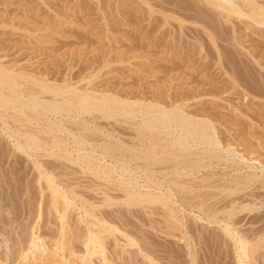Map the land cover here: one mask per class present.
Returning <instances> with one entry per match:
<instances>
[{
  "label": "rangeland",
  "instance_id": "rangeland-1",
  "mask_svg": "<svg viewBox=\"0 0 264 264\" xmlns=\"http://www.w3.org/2000/svg\"><path fill=\"white\" fill-rule=\"evenodd\" d=\"M234 1L251 13L252 4ZM253 1L264 9V0ZM257 17L262 24L220 14L203 0H0V60L22 75L16 77L17 94L36 78L79 92L108 89L138 101L131 105L134 114L112 117L93 109L72 117L46 111L44 116L64 125L55 131L32 118L29 106L21 109L31 121L16 111L0 116V264H90L81 246L89 229L103 238L109 258L104 264H239L224 222H209L205 208L248 194L253 208L240 226L264 227V188L258 181L243 189L234 185L238 179L242 185L245 174L260 173L257 162L264 161L259 154L264 150V16ZM162 108L214 122L220 147L207 151L212 146L194 142L182 151L170 146L169 129L162 128L145 129L164 136L151 145L141 136L147 120L140 114ZM28 130L39 136L32 148L24 143ZM106 141L113 149H103ZM212 153L239 164H223ZM183 159L187 172L178 164ZM157 187L169 198L158 197ZM31 235L41 240L40 249L28 246ZM258 252L255 264H264V252ZM91 264H99L95 256Z\"/></svg>",
  "mask_w": 264,
  "mask_h": 264
},
{
  "label": "bare ground",
  "instance_id": "bare-ground-1",
  "mask_svg": "<svg viewBox=\"0 0 264 264\" xmlns=\"http://www.w3.org/2000/svg\"><path fill=\"white\" fill-rule=\"evenodd\" d=\"M206 3L211 4L212 7H215L217 9V12L220 14L224 13V14H235L237 16H241V17H246L247 19L251 20L250 22H252V24L255 23H261V19H259L258 17L256 18V16H259L261 18H263L262 16H264V9L261 8L260 6L256 5L254 3L253 0H244V3L248 6H250L252 4V6H250L251 8V13H247L245 12L239 5H237V3H235L234 0H203ZM201 6V5H200ZM209 8V7H208ZM256 15V16H254ZM225 16V15H224ZM227 17V16H226ZM264 21V20H262ZM3 22V21H2ZM249 22V25L251 24ZM247 23V22H246ZM248 25V24H247ZM252 27L254 25H251ZM232 30V29H231ZM234 28H233V32H234ZM241 31V29H240ZM237 32V31H236ZM240 33V32H239ZM238 33V34H239ZM234 35V34H233ZM234 38V37H233ZM251 47V46H250ZM249 47V49H250ZM245 48V47H243ZM253 48V47H251ZM247 51V48H246ZM250 51V50H248ZM247 51V52H248ZM245 52V49H244ZM246 52V54H247ZM250 52H248L249 54ZM247 54V55H248ZM250 55V54H249ZM252 56L250 57H254L253 56V52L251 54ZM246 56V55H245ZM248 57V56H247ZM4 59V58H3ZM257 59V58H256ZM6 60V59H5ZM8 60V59H7ZM252 60V59H251ZM255 62V58L253 59ZM259 61V59H257ZM3 61V60H2ZM4 62V61H3ZM261 60L258 62V66L260 64ZM12 63V62H10ZM257 63V62H256ZM15 64V63H14ZM8 65V64H7ZM6 64L3 65L1 63L0 60V116L1 117H6L7 116H14L16 114V112L21 115H25V118L27 121H31L30 118H27L28 114L26 115V112H24V110H22L21 108H23L22 106H29L34 108V111L32 112V118L34 117L37 120H41L42 122H45V124L53 129L52 131H55V128H60L64 125H61L60 122V118L59 119H52L51 117H46L43 115L46 111H49V113L51 112L53 115L52 116H56L57 114H59L61 117L65 116V117H72L73 115L76 114H80L81 112H89L90 109L93 110H98L101 113L105 114V117H112L115 115H121V114H128L129 112H132L131 114H134V109L132 108V104H138V101L133 100V101H128L127 99H123L121 96H118L117 94L110 92L108 89L106 90H92L91 92H79L76 91L75 88H71V87H65V86H55V85H48L44 82H42V80L40 79H36L33 78L31 79L29 86H25L24 89L21 87V89H19V94H17V90L15 87H18L21 83H19V81L16 79V77H21L22 75L19 73L14 74L13 72L10 71V66L13 64H9L7 66ZM16 66V65H15ZM260 68L263 67L262 65L259 66ZM18 72V71H17ZM23 72V71H22ZM41 73V72H40ZM28 74V73H27ZM26 74V75H27ZM32 75V73H31ZM46 75V74H45ZM47 77V76H46ZM77 77V76H76ZM23 78V77H22ZM25 78V77H24ZM42 78V77H40ZM29 79V78H28ZM46 79V78H45ZM65 79V78H64ZM27 80V79H26ZM23 81V80H22ZM21 82V81H20ZM25 82V81H24ZM72 82V81H71ZM70 82V83H71ZM235 82V81H234ZM50 83V82H49ZM54 83V82H53ZM238 83V82H237ZM58 84V83H57ZM65 85V84H64ZM98 85V84H97ZM112 85V84H111ZM23 86V85H22ZM102 86V85H101ZM109 86V85H108ZM77 87V85H76ZM84 87V86H83ZM235 87V86H233ZM2 88H7L8 91L4 92ZM103 88V87H102ZM124 88V87H123ZM247 89V88H245ZM84 90V89H83ZM113 90V89H112ZM6 91V90H5ZM42 92H48L51 94V97L46 99L47 97H49V95L44 98V99H40L41 97H39V93ZM117 92V91H116ZM254 92V91H252ZM251 92V93H252ZM246 93V92H245ZM131 94V93H130ZM200 94V93H199ZM244 94V93H243ZM43 95V94H42ZM124 95V94H123ZM122 95V96H123ZM176 95V94H175ZM245 95V94H244ZM41 96V95H40ZM126 96V95H125ZM124 96V97H125ZM128 96V95H127ZM132 95H130L131 97ZM144 96V95H143ZM147 96V95H146ZM194 96V95H193ZM246 96V95H245ZM45 97V94H44ZM136 97V96H135ZM153 98V96H152ZM155 98V97H154ZM173 98V97H172ZM176 98V97H174ZM256 98V97H255ZM130 99V98H129ZM151 99V98H150ZM177 99V98H176ZM165 100V99H164ZM173 100V99H172ZM249 100V99H248ZM168 100H166L167 102ZM176 101V100H175ZM244 101V100H243ZM164 102V101H163ZM148 103V102H147ZM170 103V102H169ZM180 103V102H179ZM246 103V102H245ZM171 104V103H170ZM140 105V104H139ZM137 106V111L142 110V108L144 106ZM38 106H41V109H43V113L36 111V107L38 108ZM89 106V107H87ZM148 106H151V104H146V108H148ZM241 106V105H240ZM263 106V104H262ZM128 107V108H127ZM238 107V106H237ZM240 109V108H239ZM10 110L11 113L8 111ZM39 110V108H38ZM175 110V109H174ZM174 110H168L166 108H162L161 110H158L157 113L154 114H150L149 111L147 112H143L140 114L142 115V117L146 120L147 122H143L144 126L142 129V133L141 136H147L148 141L151 142L150 144H158L159 140L161 138H163L164 136H155V133H151L150 131L147 132L145 129H158V128H162V129H169L168 132H165L168 135H171V139H170V146H177L179 147V149H181L182 151L187 150V148L194 142L196 143H207L212 147H209V149H207V151H211L213 150V147L219 146L220 147V142L218 139L215 138L212 130V123L211 121L207 120V119H193L187 116H184L182 114H179L178 112L174 111ZM230 110V109H229ZM247 110V109H245ZM16 111V112H15ZM152 111V110H151ZM264 112V111H263ZM31 113V112H30ZM91 113V112H90ZM14 114V115H12ZM89 114V113H87ZM86 114V115H87ZM199 114V113H198ZM93 115V114H92ZM228 115V114H227ZM78 116V115H77ZM190 116V115H189ZM194 116V115H193ZM196 116V115H195ZM201 116V115H200ZM199 116V117H200ZM30 117V116H29ZM87 117V116H86ZM192 117V116H191ZM207 117V116H206ZM12 118V117H11ZM23 118V117H22ZM117 118V117H116ZM138 118V117H137ZM1 119V118H0ZM5 119V118H4ZM94 119V118H93ZM3 120V119H2ZM20 120V119H19ZM70 120V119H69ZM96 120V119H95ZM122 120V119H121ZM235 120V119H234ZM68 121V120H67ZM86 121V120H85ZM109 121V120H108ZM132 121V120H131ZM6 122V121H5ZM4 122V123H5ZM9 122V121H8ZM39 122V121H38ZM128 122V121H127ZM11 123V122H10ZM40 123V122H39ZM18 124V123H17ZM44 124V125H45ZM72 124V123H71ZM103 124V123H102ZM128 124V123H127ZM8 125V124H7ZM66 125V124H65ZM91 125V124H90ZM70 126V125H69ZM73 126V125H71ZM83 126V125H82ZM98 126V125H97ZM107 126V125H106ZM112 126V125H111ZM214 126V125H213ZM225 126V125H224ZM7 127V126H6ZM43 127V126H42ZM66 127V126H65ZM105 127V126H104ZM215 127V126H214ZM9 128V127H8ZM69 128V127H68ZM78 128V127H77ZM85 127H83L82 129L84 130ZM118 128V127H117ZM120 128V127H119ZM23 129V128H22ZM61 129V128H60ZM64 129V128H63ZM76 129V128H75ZM47 130V129H46ZM104 130V129H103ZM111 130V128H110ZM160 130V129H159ZM218 130V129H217ZM228 130V129H227ZM117 131V130H116ZM60 132V131H59ZM92 132V131H91ZM224 132V130H223ZM256 132V131H255ZM71 133V132H68ZM108 133V132H107ZM112 133V132H111ZM39 134V133H38ZM49 134V133H48ZM82 134V133H81ZM79 134V137L84 138V134L81 135ZM115 134V133H114ZM133 134V133H131ZM52 135V134H51ZM112 135V134H111ZM216 135V134H215ZM10 136V135H9ZM88 136V135H86ZM99 136V135H98ZM37 135H35L33 132L31 131H25L23 133V138H24V143L28 145V147L32 148L31 146H36L38 139H37ZM101 137V136H100ZM132 137V136H131ZM53 138L56 139V135L53 134ZM61 138V137H59ZM88 138V137H86ZM120 138V137H119ZM129 138V137H128ZM166 138V137H165ZM170 138V137H169ZM64 139V138H63ZM89 139V138H88ZM96 139L100 140V138ZM95 139V140H96ZM144 139V138H143ZM223 139V138H222ZM221 139V140H222ZM22 140V139H21ZM58 140V139H56ZM62 140V139H61ZM75 140V139H74ZM103 140V139H102ZM109 140V138H108ZM134 140V139H133ZM225 140V139H224ZM223 140V141H224ZM79 141V139L77 140ZM112 141V140H111ZM226 141V140H225ZM224 141V142H225ZM248 141V140H247ZM94 142V141H93ZM110 142V141H109ZM128 142V140H127ZM145 142V140H144ZM161 142V141H160ZM41 143V142H40ZM44 143V142H43ZM42 143V144H43ZM53 143V142H52ZM131 143H134L133 141ZM137 143V142H136ZM227 143V141L225 142ZM251 143V142H250ZM135 144V143H134ZM139 144V143H137ZM149 144V145H150ZM20 145V144H18ZM41 145V144H40ZM93 145V144H92ZM141 145V144H140ZM144 145V144H143ZM147 145V144H146ZM147 145V146H149ZM159 145V144H158ZM162 145V144H161ZM166 145V144H165ZM195 145V144H194ZM194 145H192L194 147ZM255 145V143H254ZM80 146V145H79ZM96 146V145H95ZM163 146V145H162ZM160 146V147H162ZM191 146V147H192ZM202 146V144H201ZM204 146V144H203ZM225 146V145H223ZM226 146H229V143L226 144ZM94 147V146H93ZM102 147L104 150H107L111 148V143H108V141L104 142L102 144ZM132 147V146H131ZM136 147V146H135ZM150 147V146H149ZM157 147V146H156ZM264 147V146H263ZM217 148V147H216ZM251 148V147H250ZM78 149V148H77ZM113 149V148H111ZM201 149V148H200ZM235 149V148H234ZM75 150V149H74ZM156 150V149H155ZM217 150H221V149H217ZM225 151H232L229 150L228 148L224 149ZM256 150V149H255ZM258 150V149H257ZM68 151V149H67ZM80 151V150H79ZM84 151V150H83ZM100 151V150H99ZM120 151V150H119ZM153 151V150H152ZM175 151V149L173 150ZM158 152V151H157ZM114 153V152H113ZM119 153V152H118ZM124 153V151H123ZM144 153V152H143ZM147 153V152H146ZM170 153V152H169ZM175 153V152H174ZM209 153V152H208ZM259 153V152H258ZM263 153V154H262ZM117 154V153H116ZM120 154V153H119ZM178 154V153H177ZM202 154V153H200ZM244 154V153H243ZM261 155H264V150H260ZM65 155V154H64ZM227 155V154H226ZM226 155H223L222 153H212V157H216L218 160H223V164H226V162L231 161L234 164H239L238 160L235 161L234 158L232 157H227ZM242 155V154H241ZM115 156V155H114ZM206 156V154H205ZM243 156V155H242ZM241 156V158H242ZM259 156V155H258ZM96 157V156H95ZM132 157V156H131ZM163 157V156H162ZM258 158V157H257ZM256 158V160H257ZM96 159V158H95ZM100 159V158H99ZM123 160V159H122ZM178 160V159H177ZM199 160V159H196ZM104 161V160H102ZM171 161V160H170ZM214 161V158H213ZM97 162V161H96ZM200 162V161H199ZM203 162V161H202ZM201 162V163H202ZM215 162V161H214ZM109 163V162H108ZM257 163H261L260 165L263 167L262 169H260V173H253V174H245L243 176L242 179H244V181H242V185L241 182L238 181L235 182V187L236 189H239L242 187L243 189V185H245L246 183L249 182H253V181H258L259 185H257V187H262L264 188V161H258ZM79 164V163H78ZM129 164V163H128ZM153 164V163H152ZM166 164V163H165ZM179 166H181V171L187 172V166L188 164V160H184L181 161ZM177 164V165H178ZM214 164V163H213ZM219 164V163H218ZM230 164V163H229ZM44 165V164H43ZM208 165V164H207ZM228 165V164H227ZM145 166V165H144ZM156 166V165H155ZM168 166H170L168 164ZM193 166V165H192ZM209 166V165H208ZM219 166V165H218ZM231 166V165H230ZM234 167V165H232ZM249 168L252 167L254 170L257 166L254 165H247ZM95 167V166H94ZM148 167V166H147ZM161 167V166H160ZM163 167V166H162ZM178 167V166H177ZM199 167V166H198ZM221 167V166H220ZM225 167V166H224ZM124 168V167H123ZM137 168V167H136ZM159 168V166L157 167ZM167 168V167H166ZM172 168V167H169ZM173 168L176 169V164H173ZM179 168V167H178ZM94 169V168H93ZM152 169V168H151ZM174 169V170H175ZM189 169V167H188ZM252 169V170H253ZM173 170V171H174ZM242 170V169H241ZM121 171V170H120ZM180 171V172H181ZM209 171V170H208ZM105 172V171H104ZM123 172V171H122ZM165 172V171H164ZM175 172V171H174ZM255 172V171H254ZM95 173V172H94ZM205 173V172H204ZM216 173V172H214ZM227 173V172H226ZM128 174V173H127ZM144 174V173H143ZM184 174V173H183ZM208 174V173H207ZM219 174H221L219 172ZM224 175V174H223ZM231 175V174H230ZM180 176V175H179ZM235 176V175H234ZM159 177V176H158ZM167 177V175L165 176ZM241 177V176H240ZM96 178V177H95ZM98 178V177H97ZM172 178V177H171ZM175 178V177H174ZM177 178V177H176ZM165 179V178H164ZM169 179V178H168ZM219 179V178H217ZM150 180V179H149ZM176 180V179H174ZM181 180V179H180ZM183 180V179H182ZM236 180V179H235ZM156 182V181H155ZM172 182V181H171ZM224 182V181H223ZM233 183V182H232ZM231 184V183H230ZM240 184V185H239ZM95 185V184H94ZM119 185V184H118ZM134 185V184H133ZM182 185V184H181ZM249 185V184H247ZM145 186V185H144ZM197 186V185H196ZM199 186V185H198ZM228 186V185H227ZM96 187V186H95ZM233 187V186H231ZM247 187V186H246ZM258 187V188H259ZM114 188V187H113ZM169 188V187H168ZM229 188V187H228ZM245 188V187H244ZM136 189V188H135ZM194 189V188H193ZM235 189V188H234ZM103 190V189H102ZM143 190V189H142ZM252 190V189H251ZM170 191V190H169ZM250 190H248L249 192ZM260 191V190H259ZM106 192V191H105ZM195 192V191H194ZM234 192V191H233ZM247 192V191H246ZM257 192V191H256ZM261 192V191H260ZM98 193V192H97ZM100 193V192H99ZM185 193V192H184ZM237 193V192H236ZM255 195L256 193L253 192ZM135 194L134 192L131 194H127V197H129L130 195ZM155 194H157L158 197H161L162 200H165L167 198H169V195H166L164 193L161 192V189L159 187H157V191L155 192ZM170 194V193H169ZM242 194V193H241ZM108 195V194H107ZM120 195V194H119ZM122 195V194H121ZM139 195V194H138ZM142 195V194H140ZM209 195V194H208ZM248 195V194H247ZM247 195L243 193V195H237V196H231V198L229 197V199L227 201H224L223 204H218L219 206L212 209L209 206L206 209V217L208 219V221L210 222L211 220H215V221H220V222H224V225L222 227L224 234H226L228 236V238H231L233 241L232 245L233 248L235 250V254L237 257V261L239 264H255V257H256V252L258 251H263L264 252V227H262V225L260 227H257L256 229H254L255 227H251L252 229H254V231L251 230V232L248 230H246V228H242V226H240V223L243 219V216L245 215L244 213L247 212L250 213L252 211V206L250 205L249 202H246V197ZM250 195V193H249ZM102 196V195H101ZM115 196V195H114ZM149 196V195H148ZM189 196V195H188ZM192 196V195H191ZM258 196V195H257ZM110 197V196H109ZM122 197V196H121ZM151 197V196H150ZM157 197V198H158ZM255 197V196H253ZM152 198V197H151ZM249 198V197H248ZM107 199V198H106ZM121 199V198H120ZM124 199V198H123ZM126 199V198H125ZM134 199V198H133ZM58 200V199H57ZM62 200V199H61ZM83 200V199H82ZM220 200V199H218ZM226 200V199H225ZM55 201V200H54ZM196 201V200H195ZM207 201V200H206ZM209 201V200H208ZM222 201V200H221ZM250 201V200H249ZM67 202V201H66ZM87 202V201H86ZM194 202V201H192ZM220 202V201H218ZM111 203V202H110ZM156 203V202H155ZM203 203V202H202ZM215 203V202H214ZM222 203V202H221ZM93 205V202L91 203ZM137 204V203H136ZM66 205V204H65ZM186 205V204H185ZM207 205V204H206ZM213 205V203H212ZM204 206V205H203ZM211 206V205H210ZM154 207V206H153ZM196 207V206H194ZM193 207V208H194ZM149 208V207H148ZM203 208V207H202ZM201 208V209H202ZM136 209V207H135ZM152 209V208H151ZM171 209V208H170ZM204 209V210H205ZM86 210V209H85ZM137 210V209H136ZM140 210V209H139ZM106 211V210H105ZM104 211V212H105ZM146 211V210H145ZM96 212V211H95ZM202 212V211H201ZM111 213V212H110ZM165 213V212H164ZM261 213V212H260ZM92 214V213H91ZM95 215H97L96 213H94ZM100 214V213H99ZM102 214V213H101ZM107 214V213H106ZM203 214V213H202ZM253 214V213H252ZM110 215V214H109ZM133 215V214H132ZM166 215V214H165ZM164 215V216H165ZM251 215V214H250ZM258 215V214H257ZM100 216V215H97ZM96 216V217H97ZM102 216V215H101ZM104 216V215H103ZM260 216V215H259ZM105 217V216H104ZM119 217V216H118ZM125 217V216H124ZM250 217V216H249ZM255 219L258 218L257 216H254ZM263 217V216H262ZM98 218V217H97ZM102 219V217H99ZM247 218V217H246ZM253 218V215H252ZM121 219V218H120ZM113 220V219H112ZM122 220V219H121ZM91 221V220H90ZM106 221V219H105ZM148 221V220H147ZM150 221V220H149ZM152 221V220H151ZM245 221V220H244ZM255 222V220H252ZM123 222V221H122ZM249 222V220H248ZM258 222V221H257ZM253 223V222H251ZM262 223V222H261ZM243 224V223H242ZM256 225V224H255ZM259 225V224H258ZM252 226V225H251ZM264 226V225H263ZM104 227V226H102ZM247 227V226H246ZM106 228V227H105ZM233 228V230H231ZM250 228V229H251ZM108 229V228H107ZM111 229V228H110ZM102 230V229H101ZM109 230V229H108ZM206 230V229H205ZM212 230V229H211ZM113 231V230H112ZM210 231V230H209ZM98 232V231H97ZM97 232H93V231H88V233H86L82 238H81V243H82V258L83 260H88L91 264V258H93V256H95L99 262V264H104L106 259H109L108 257L106 258L105 253L107 252L104 248V244H103V238L102 236L97 233ZM109 232V231H108ZM215 232V231H214ZM33 233V232H32ZM84 233V231H83ZM125 233V232H124ZM34 234V233H33ZM131 235V234H130ZM32 237L30 238L29 241V247L33 246L34 249H40V245L42 244L41 240H39L36 236L31 235ZM221 237V236H219ZM79 238H77L78 240ZM119 238H117L118 240ZM121 239V238H120ZM128 240V238H126ZM63 242V241H62ZM80 242V241H79ZM26 243V242H25ZM64 243V242H63ZM230 244V243H229ZM228 244V245H229ZM64 245V244H63ZM226 245V244H225ZM222 246V245H221ZM60 247V246H59ZM122 247V246H121ZM226 247V246H225ZM21 249V248H20ZM23 249V248H22ZM21 249V251H22ZM29 249V248H28ZM43 249V248H42ZM81 249V248H80ZM30 250V249H29ZM26 251V250H25ZM260 251L259 254H262ZM31 252V251H30ZM27 253L26 252H20V256L24 257ZM30 254V253H29ZM81 255V254H80ZM146 255V254H145ZM258 256V255H257ZM19 257V258H21ZM34 257V256H33ZM257 258V257H256ZM110 263V262H109ZM112 263V262H111ZM236 263V262H235ZM113 264V263H112Z\"/></svg>",
  "mask_w": 264,
  "mask_h": 264
}]
</instances>
